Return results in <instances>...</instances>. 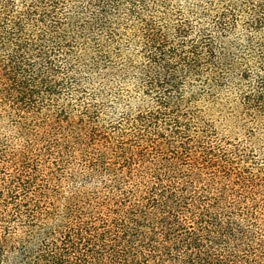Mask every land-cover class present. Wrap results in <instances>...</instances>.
Here are the masks:
<instances>
[{
  "label": "trees",
  "instance_id": "obj_1",
  "mask_svg": "<svg viewBox=\"0 0 264 264\" xmlns=\"http://www.w3.org/2000/svg\"><path fill=\"white\" fill-rule=\"evenodd\" d=\"M141 1L0 0V264H264V0Z\"/></svg>",
  "mask_w": 264,
  "mask_h": 264
},
{
  "label": "rangeland",
  "instance_id": "obj_2",
  "mask_svg": "<svg viewBox=\"0 0 264 264\" xmlns=\"http://www.w3.org/2000/svg\"><path fill=\"white\" fill-rule=\"evenodd\" d=\"M193 2L194 0H142L135 8V11L124 10L123 18L125 21H127L128 25H136L138 23L137 21H140V19H151L154 20L156 24H162V22L167 21L165 19L171 20V18H174L178 15H187L186 13L188 8ZM134 29L135 28H131L133 32L135 31ZM138 44L139 38L136 35L132 38L127 52H131L134 55L137 54L140 50ZM128 79H122L118 83L115 82L112 85H107L109 88H105L106 86L100 88L101 95H99L96 102L112 105V107H114L113 113H119L121 111L122 104H118L116 102L119 99L124 98L123 95L126 92H129L132 96H134V99H131L126 109H129V111L133 113L139 110L138 106L141 104L140 101L136 99L139 94L136 91L134 81H128ZM84 86L87 85H83V87ZM89 87L90 88L88 90L92 91V89L98 87V83L90 84ZM116 92H118V98L115 97ZM224 101V99L220 100L221 106H216L214 109L212 108V110L207 111L205 117L208 121H210L211 124L214 125L213 127L215 131L218 132V136L242 138L246 129L250 127V124L245 123V125L242 126L241 122L235 121L236 119L234 118H230L229 108L224 105ZM142 105L147 106L146 103ZM103 112V117H105V114L112 113V111L107 109H104ZM0 132L6 136L9 135V132L3 129L2 124H0Z\"/></svg>",
  "mask_w": 264,
  "mask_h": 264
}]
</instances>
